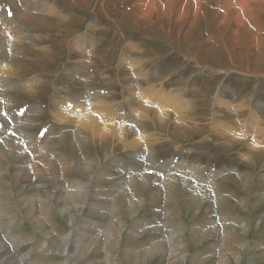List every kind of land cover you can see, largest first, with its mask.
<instances>
[{
	"label": "rangeland",
	"instance_id": "obj_1",
	"mask_svg": "<svg viewBox=\"0 0 264 264\" xmlns=\"http://www.w3.org/2000/svg\"><path fill=\"white\" fill-rule=\"evenodd\" d=\"M167 1L157 0L156 4L163 7ZM184 1L180 3L183 5ZM201 1L205 12L188 9L181 24L175 19L178 11L174 13L171 9L168 17L158 6L162 11L152 12L151 16L159 17L160 22L157 20L149 27L138 21L139 8L145 9L148 0H0V31H7L0 35V43L3 39L10 44L14 39L20 49L16 62L9 61L11 55L7 56L6 65L14 70V75L3 73L1 77L7 81L0 79V88L10 85L4 88L10 107L1 105L4 111L0 109V141L15 138L20 151L30 159L49 152V147L57 152L53 173L47 172L40 179L50 190L43 203L34 199L28 206L25 198L31 193L20 187V178L0 175L2 211L12 219L10 234L26 244L32 264H218L221 257L216 248L224 235L223 229L219 225L216 231L205 230L212 223L202 227L207 221H220L222 216L217 214L220 206L212 203L210 197L198 208L201 201L187 197L191 187L210 189L213 182L226 198H222L223 210L235 219L230 222L233 230L225 242L224 264H264V16H260L255 27L252 25L254 28L248 29L251 20L233 6H227L230 1L243 4L247 0ZM139 3L142 6L136 5ZM260 3L264 0H248L243 7L256 8ZM29 5L31 8H26ZM178 5L176 0L175 9ZM47 7L55 8V12L42 11L46 22L35 20L31 25L25 19L28 10L36 14ZM224 7L228 11L221 16L225 19L231 15L229 23L217 16ZM240 24L250 32L244 40L236 32ZM17 33H22V37L20 34L15 37ZM19 60L22 62L18 64ZM24 81L27 87L22 85ZM96 94L101 95L97 101H106L107 107L95 109L94 117H102L106 110L122 113L126 120L123 127L131 126L132 121L136 126L143 120L146 122L145 137L140 144L124 148L107 133L104 141L96 135L95 142L87 140L82 149L70 145L72 135L59 145V137L71 134L72 127L78 124L76 116L82 118L84 114L79 115V110L70 115L65 104H57L56 99L71 104L81 96L84 100L79 102L85 108L89 104L86 100ZM141 96L157 97L160 103L163 100L160 107L148 105L152 110L144 119L140 117L147 109H143ZM159 111L164 114L160 118L155 115ZM59 112L64 120H58ZM14 117H22V124L18 125L23 131L19 132L15 123L10 128L5 125ZM72 119L75 123L70 122ZM132 127L138 136L140 130ZM45 129L42 136L40 133ZM130 136L133 135L127 134ZM248 138H252L251 142ZM2 154L0 168L12 163V158L5 159ZM85 157L92 159L87 166L89 170H82ZM141 157L144 161L138 165L136 159ZM79 160L81 164H77ZM63 163L67 164L65 170L60 168ZM113 165L116 171L117 165H124L129 170L136 169L132 174H148L149 186L154 183L151 175L160 174L162 179L166 174L185 180L190 187L174 183L176 190L169 200L160 191L147 190L146 186L138 188L142 200L133 207L129 206L130 200H136L137 195L130 191L124 195L117 193L119 209L113 219L121 221V231L113 224L112 240L104 242L98 233L112 220L107 210L117 180L112 174ZM103 169H111V174H101ZM60 181L85 182L87 195L63 202L58 192ZM29 183H34V178ZM61 208L64 210L60 211ZM166 208L169 219L164 227L160 225L165 221ZM145 225L148 228L140 232ZM89 226L93 233H88ZM71 232L73 239L80 240L78 247H62L61 237ZM85 232L90 237L83 236ZM167 233L168 239L160 241L157 252L145 251L153 238L161 239ZM93 235L95 243L90 245ZM6 244L12 251L11 244Z\"/></svg>",
	"mask_w": 264,
	"mask_h": 264
},
{
	"label": "bare ground",
	"instance_id": "obj_2",
	"mask_svg": "<svg viewBox=\"0 0 264 264\" xmlns=\"http://www.w3.org/2000/svg\"><path fill=\"white\" fill-rule=\"evenodd\" d=\"M139 1V0H138ZM156 1L157 0H148V4L146 5V7H144L145 9H143V8H139V11L141 12V15H140V19L138 20V21H140V22H143L144 24H147V25H149V27L150 26H153L155 23H156V21L158 20L159 22H160V18L159 17H152L151 16V13L152 12H160V11H162V10H160V5H157L156 4ZM180 1H183V0H179V5H178V7H177V9H175V7H176V0H168L167 2H165V4H164V6L163 7H161V9H163V12H165V13H163V15H165L166 14V16H167V14H169V16L168 17H170V14H172L170 11H172L171 9H173V11H174V13L176 12V11H178V13L179 14H182V15H177V18H175L176 19V21L177 22H181L180 20H185L184 18L186 17H183L184 15V13H187L188 12V9H190V10H197V12H198V10H203L205 7H204V4H202V1L200 0H194V2L193 3H191V2H189L188 0H186V1H184V3H183V5L180 3ZM204 1V0H203ZM248 1V0H247ZM247 1H245L243 4H237V3H233L232 1H230L232 4H230V2H229V4L227 5L228 6V8L230 7V5L231 6H233L234 8H235V10H237V11H239L240 13H242L243 15H245L246 16V18H247V20H251V21H249L248 23H247V26H248V29H252V27L254 26H256V25H254L255 23H258L259 21H260V16H264V3H260L256 8H253V7H249V6H247V7H243L246 3H247ZM235 2V1H234ZM28 5V4H27ZM136 5H141V3H139V4H136ZM142 6V5H141ZM158 6H160V7H158ZM206 6V5H205ZM26 8H31L30 7V5L29 6H27ZM33 8V7H32ZM46 8V7H45ZM45 8H41L40 9V11L41 12H39V13H34L33 11L31 12L30 10H32V9H30V10H28V12H27V16L24 14V12H23V15H25L26 17H25V19H27V21L28 22H38V21H43V20H45L46 19V17H43V12L42 11H45V12H51V13H53V12H55V8H49V7H47V9H45ZM228 8H226V7H224V11L222 12V13H220V12H218L217 13V16H218V18H222V21L224 22V23H227L228 21H230L231 20V15H228V16H226V18L225 19H223V16H221V14H224V13H227V11H228ZM24 11V10H23ZM259 12V14L257 13V12ZM202 12H205V10H203ZM26 13V12H25ZM196 13V12H195ZM38 14L40 15V16H38ZM203 14V13H202ZM19 15V14H18ZM188 15V14H187ZM48 16V15H47ZM162 16V15H161ZM196 16V15H195ZM194 16V17H195ZM199 16V15H198ZM8 17V16H7ZM61 17V16H60ZM193 17V18H194ZM182 18V19H181ZM216 18V17H215ZM217 18V19H218ZM259 18V19H258ZM24 19V18H23ZM54 19V18H53ZM197 19V18H196ZM207 19V18H206ZM2 20V19H1ZM36 20V21H35ZM16 21V20H15ZM54 21V20H53ZM57 21V20H56ZM55 21V22H56ZM157 21V22H158ZM171 21V20H170ZM193 21V20H192ZM195 21V20H194ZM43 22H46V21H43ZM42 22V23H43ZM176 22V23H177ZM187 22V21H186ZM223 22H222V24H223ZM2 23L4 24V25H8V22H6V21H2ZM41 23V24H42ZM229 23V22H228ZM21 24V23H20ZM32 24H34V23H31V25ZM181 24V23H180ZM30 25V26H31ZM36 25V24H35ZM57 25V24H56ZM60 25V24H59ZM67 25V24H66ZM224 25V24H223ZM253 25V26H252ZM38 26V25H37ZM58 26V25H57ZM145 26V25H144ZM191 26V25H190ZM252 26V27H251ZM5 27V26H4ZM7 27H9V25L7 26ZM11 27V26H10ZM64 27V26H63ZM62 27V28H63ZM67 27V26H66ZM217 27H221L220 25H218ZM228 27V26H227ZM244 26H243V24H240V25H238V31H236L237 32V34L238 35H240L241 36V38L240 39H246V37H247V35H249L250 34V32L246 29V28H243ZM253 27V28H254ZM2 28V27H1ZM167 28V27H166ZM4 29V28H3ZM1 30V29H0ZM5 30V29H4ZM7 30H9L8 28H7ZM179 30V29H178ZM6 31V30H5ZM4 31V32H5ZM10 31V30H9ZM8 31V32H9ZM12 31V30H11ZM187 31H188V29H187ZM231 31H234V30H231ZM3 31H0V35H2L3 33H4ZM28 32V31H27ZM235 32V33H236ZM6 33H7V31H6ZM190 33V32H189ZM9 34V33H8ZM12 34V33H11ZM20 33H17L16 35H15V37H17L18 35H19ZM22 34V33H21ZM20 34V35H21ZM5 35V34H4ZM220 35V34H219ZM223 35V34H222ZM235 35V34H234ZM54 36V35H53ZM21 37H22V35H21ZM20 37V38H21ZM230 37H234V36H231L230 35ZM249 37V36H248ZM5 38V37H4ZM14 38V37H13ZM17 38H19V37H17ZM23 38H24V36H23ZM178 39V38H177ZM220 39H222V38H220ZM238 40H239V38H237ZM13 40V42L12 43H10V44H7V42L8 41H5V40H3L2 39V42L0 43V79H3V80H5V82L7 81V78H2L1 76H4V75H2L3 73H5L6 75L9 73V74H13L14 75V70H11L10 69V66L9 65H6L7 64V56L8 55H11L10 57L8 56V58H9V61H12V60H14L15 62H16V60H18V59H16V58H18V57H16V55L17 54H19L20 53V49H19V47H18V44L15 42L14 43V39H12ZM224 40V39H223ZM251 40V39H250ZM74 41V40H73ZM234 40L232 39V42H233ZM240 41V40H239ZM235 42H236V40H235ZM247 43V42H246ZM131 44V43H130ZM133 44V43H132ZM197 44V43H196ZM13 45H14V48H13ZM37 45V44H36ZM199 45V44H198ZM243 45H245V44H243ZM129 46V45H128ZM176 46V45H175ZM17 47H18V49H17ZM76 47V46H75ZM33 48H35V47H33ZM8 49V50H7ZM27 50V49H26ZM199 50V49H198ZM7 51H9V54H7ZM30 52V51H29ZM39 54H41V53H39ZM78 54H79V52H78ZM46 56L47 55H49V54H45ZM129 55V54H128ZM120 56H122V55H120ZM203 56V55H202ZM51 57H52V55H51ZM125 57V56H124ZM123 57V58H124ZM23 58V57H22ZM21 58V59H22ZM26 58V57H25ZM50 58V57H49ZM122 58V57H121ZM122 58V59H123ZM124 60V59H123ZM128 60H130L129 58H128ZM131 60H133L134 61V59H131ZM141 60V59H140ZM125 61V60H124ZM136 61V60H135ZM143 61V60H142ZM22 61L21 60H19L17 63L19 64V63H21ZM123 62V61H122ZM140 62V61H139ZM138 62V63H139ZM124 63V62H123ZM125 63H127V62H125ZM129 63V62H128ZM137 63V62H136ZM137 63V64H138ZM11 64H13V63H11ZM137 64H135V66L137 65ZM44 65V64H43ZM125 65V64H124ZM3 66H5V67H3ZM23 66V65H22ZM27 66V65H26ZM29 66V65H28ZM131 66V65H130ZM134 66V65H133ZM132 66V67H133ZM33 68V67H32ZM30 69H31V67H30ZM10 71V72H9ZM32 72V71H31ZM20 73H22V72H20ZM16 75V74H15ZM34 80V79H33ZM37 80V79H36ZM31 81V80H30ZM4 82V83H5ZM159 83V82H158ZM26 83H25V81L22 83V85H24V87H27V85H25ZM1 86V85H0ZM7 86H10L9 84H4V88H8ZM131 86V85H130ZM129 86V87H130ZM4 88H0V109L2 110V107H1V105H3V107L4 108H8V107H10V106H8L7 105V103L9 102V100L7 99V98H5L6 97V95H5V92H6V90L4 89ZM28 88L30 89L31 88V84H28ZM27 88V89H28ZM31 95H34L35 96V93H33V94H31ZM8 96V95H7ZM91 97V96H90ZM89 97V98H90ZM101 97V95H95V97H91L90 99H87L86 101H89V104H86L84 107L85 108H83V105H84V103L83 104H81L80 102L82 101V100H84L81 96H80V98H74V101H75V103H71V104H68V103H66L62 98H58V99H56V101L55 102H57V104H60L59 102H63L64 104H65V107L67 108V112L68 113H70V115H72V114H74V113H77L79 110H81L80 112H79V115L80 114H84V116L82 117V118H80L81 117V115H80V117H78V116H76V114H75V116L77 117V120H78V124H76V127L75 128H73L72 127V129H74L73 131H71L70 133L71 134H67V135H65L64 137L63 136H60L59 138H61L60 140H58L59 141V145H61L62 143H63V141L65 140V138H67V136H69V137H71L70 135H72L73 136V143H71L70 145H72V146H78V148L79 149H82L83 147L85 148L86 147V145H87V143L89 142V141H94L95 142V140H96V138H94V136H98V137H100V140H102V141H104L103 140V138H105L106 137V134L107 133H111V135H112V138L114 139V140H117V142H120L123 146H124V148H126V147H130V148H133V147H135V146H137L138 144H140V139H142V138H144L145 137V135H144V133H145V130H144V126H145V124L144 123H146V122H144L143 123V121H141L140 123H141V125L139 126H136L135 124V122H131V126H128V127H123V122H125L126 123V120H125V117L123 116V114L122 113H119V114H116L115 112L114 113H108L106 110H104V112H105V114L102 116V117H100V118H98V116L97 117H94L93 116V114L95 113V109H96V111H98V109L97 108H100V107H107V105H106V101H104V100H101L100 99V101L98 102L97 100H99V98ZM136 97V96H135ZM141 97H143V96H141ZM144 98V100L142 101L143 102V104H144V108L143 109H147V110H145L144 111V114H141V119H144V116H145V118L148 116L147 114V112L150 110V109H148V105H156V108H157V105H159V107H160V104H162L163 103V100L161 101L162 103H160V100H158V98L157 97H154V98H152V96H147V97H143ZM163 99V98H162ZM167 99V98H166ZM8 101V102H7ZM80 101V102H79ZM94 102H97V103H95V105H93L94 104ZM116 103V102H115ZM173 103V102H172ZM108 104V103H107ZM111 104V103H110ZM122 104V103H121ZM184 104V103H183ZM240 104V103H239ZM63 105V104H62ZM178 105V104H177ZM186 105V104H185ZM95 108H94V107ZM116 106V105H115ZM162 106V105H161ZM167 106V105H166ZM169 106H171V105H169ZM168 106V107H169ZM175 106V105H174ZM247 106V105H246ZM90 107H93V108H90ZM119 107H121L120 105H119ZM68 108H70V109H68ZM89 108H90V110H89ZM171 108V107H170ZM179 108V107H178ZM185 108V107H184ZM40 109V108H39ZM38 108H37V112H38V110H39ZM113 109V108H112ZM168 109V108H167ZM16 110V109H15ZM115 110H117V108L115 107ZM122 109L121 108H118V111H121ZM152 110V109H151ZM150 110V111H151ZM171 110V109H170ZM2 111H4V110H2ZM36 111V110H35ZM9 112V111H8ZM177 112V111H176ZM175 112V113H176ZM60 113V112H59ZM58 113V114H59ZM181 113V112H180ZM96 114V113H95ZM101 114V113H100ZM100 114H98V115H100ZM103 114V113H102ZM101 114V115H102ZM113 114H115V116L113 115ZM160 111L159 112H157L155 115H157L159 118H160ZM241 114V113H240ZM242 114H244V113H242ZM56 115V114H55ZM54 115V116H55ZM100 115V116H101ZM154 115V114H153ZM161 115H164V114H161ZM250 115V114H249ZM21 116V115H20ZM27 116V115H26ZM57 116H59L60 118L58 119L59 121H61V120H64L63 119V117L64 116H62V114L60 113V115H57ZM244 116V115H243ZM29 117V116H28ZM27 117V118H28ZM75 117V118H76ZM182 117V116H181ZM231 117V116H230ZM229 117V118H230ZM242 117V116H241ZM250 117H252V116H250ZM15 118V119H14ZM14 118H11V119H8L7 121H6V123H5V125H7L8 126V128H10V125L11 124H13L14 125V123L16 124V127L17 128H19L20 126H21V124H22V117H14ZM16 118H18V119H16ZM26 118V119H27ZM71 118H72V116H71ZM74 117H73V119H75ZM159 118H157V119H159ZM179 118V117H178ZM183 118V117H182ZM244 118V117H243ZM70 120V122H74V120ZM130 119V118H129ZM163 119V118H162ZM184 119V118H183ZM76 120V119H75ZM146 120V119H145ZM57 121V120H56ZM67 120H65V122H66ZM99 121V122H98ZM114 121H115V123H114ZM131 121V120H130ZM162 121V120H161ZM243 121H245V120H243ZM256 121H258V120H256ZM21 122V124L20 125H18V123H20ZM169 122V121H168ZM228 122V121H227ZM75 123V122H74ZM135 123V124H134ZM154 123V122H153ZM162 123V122H161ZM29 124V123H28ZM138 124V123H137ZM155 124V123H154ZM231 124V123H230ZM128 125V124H127ZM2 126H4V125H2ZM26 126H27V124H26ZM132 126H134L135 127V129L136 130H140L139 131V133H138V136L136 135L137 134V132L133 129V127ZM222 126H223V124H221V128H222ZM225 126H226V124H225ZM227 126H228V124H227ZM5 127V126H4ZM213 127V126H212ZM227 128V127H226ZM259 128V127H258ZM257 127H256V129H258ZM3 129V128H2ZM146 129V128H145ZM220 129V128H219ZM225 129V128H224ZM223 129V130H224ZM234 129V128H233ZM144 132H143V131ZM21 131H23V129L20 127L19 128V132H21ZM214 131V130H213ZM221 131V130H220ZM228 131V130H227ZM5 132V131H4ZM18 132V131H17ZM222 132V131H221ZM244 132V131H243ZM216 133V132H215ZM245 133V132H244ZM3 134V133H2ZM10 134V133H9ZM127 134H132L133 136H130V137H127ZM227 134V133H226ZM237 134V133H236ZM136 135V136H135ZM144 135V136H143ZM147 135V134H146ZM149 135V134H148ZM222 135V134H221ZM234 135V134H233ZM260 135V134H259ZM6 136V135H5ZM88 136H90V137H88ZM224 136V135H223ZM245 136V135H244ZM3 137V136H2ZM13 137V136H12ZM109 137V136H108ZM153 137H155V136H153ZM226 137H227V135H226ZM225 137V138H226ZM240 137V136H239ZM251 137H253V136H251ZM260 137V136H259ZM158 138V137H157ZM241 138H242V136H241ZM246 138V137H245ZM245 138H243V139H245ZM250 138V137H249ZM248 138V139H249ZM258 138V137H257ZM4 140H2V141H0V152H3L4 154H2L1 155V157H3V158H5V159H8V158H12V163H10V165L8 166V163L7 164H5L4 165V168H0V175H2L3 173H4V175L5 176H10V177H19L20 179V183H21V185H20V187L22 188V189H28L29 190V192L31 193L30 195H29V197H26L25 198V203L29 206L30 205V203L32 204V201L34 200V199H38V201L40 202V203H43V201H44V199L46 200V198L48 197V195H49V191L46 189L48 186L42 181V180H40L41 179V177H43V175H45L47 172L49 173V175L50 174H52L53 172V167H56L55 165H54V163H55V158L57 157V152H56V150H52V148L51 147H49L50 149V151L49 152H45V153H40L39 155H34L33 157H31V159H30V157L29 156H27V155H25L22 151H20V148L18 147V145H17V143H16V139L15 138H3ZM26 139V138H25ZM98 139V138H97ZM152 139V138H151ZM159 139V138H158ZM248 139H246V140H248ZM252 139V138H251ZM251 139H249L248 141L249 142H251ZM254 139H256V138H254ZM260 139H261V137H260ZM23 140H24V138H23ZM88 140V141H87ZM106 140H107V138H106ZM157 140V139H156ZM155 140V141H156ZM230 140V139H229ZM256 140H258V139H256ZM262 140V139H261ZM264 140V139H263ZM26 141V140H25ZM49 141V140H48ZM47 141V142H48ZM86 141H87V143H86ZM149 141V140H148ZM154 141V140H153ZM232 141V140H231ZM255 141V140H254ZM100 142V141H99ZM150 142H152V140L150 141ZM236 142V141H235ZM52 143V142H51ZM227 143V142H226ZM245 143H247V141H245ZM238 144V143H237ZM34 145V144H33ZM33 145L31 146L32 148H31V150L32 151H34V148H33ZM47 145V144H46ZM234 145V144H233ZM258 145V144H257ZM262 145V144H261ZM21 146V145H20ZM49 146H51V144H50V142H49ZM238 146V145H237ZM254 146V145H253ZM263 146V145H262ZM28 147V146H27ZM252 147V146H251ZM233 148V147H232ZM256 148V147H255ZM254 148V149H255ZM59 150H61V149H59ZM46 151V150H45ZM251 151H253V150H251ZM254 153V152H253ZM61 155V154H60ZM253 155H256V154H253ZM252 155V156H253ZM9 156V157H8ZM62 157V156H61ZM64 157V156H63ZM251 157V156H250ZM249 157V158H250ZM86 158V157H85ZM65 159V158H64ZM91 160L92 159H89L88 157L86 158V160L83 162V164L82 165H84L83 167H82V170H85V169H87V166H88V164H89V162H91ZM137 161V163H138V165H141V163L144 161L143 159H142V157H141V159L139 160L138 158L136 159ZM88 161V162H87ZM71 162H73V161H71ZM61 163V162H60ZM77 164H81V161L79 160V162L77 163ZM103 164V163H102ZM61 165V164H60ZM64 165H66V166H64ZM70 165V164H69ZM72 165V164H71ZM71 165H70V167H71ZM106 165V164H105ZM136 165V164H135ZM7 166V167H6ZM79 166V165H78ZM91 166V165H90ZM89 166V167H90ZM108 166V165H107ZM124 166V165H123ZM123 166H118L117 165V167H118V169H117V171L114 169V165H113V170H112V174L117 178V180H116V186L113 188V192H111L112 194H110L111 196L109 197V200L111 201V207H109L108 209L109 210H107V214L108 215H111L112 217V220H110L109 222H108V224H107V226H105V227H103V228H101L100 229V231H99V233L98 234H100L99 236H98V234H96V236H98V237H100V238H103V241L104 242H110L112 239H111V237H113V230H111V226L114 224L115 225V228H117V230L120 232L121 231V225H122V223H121V221H119V220H117V219H113V218H115L116 217V215H115V213H117L116 211H118V209H119V207H118V205H116V195H118V194H120V195H124V193H128V191H130L131 193H132V195L133 196H136V200H130V204H129V206H134V205H138V204H140L141 203V200L142 199H140V194H139V190H138V188L139 189H141L142 190V187H144V186H146L147 188V190H150V191H153V190H155V191H160V192H162V193H164L165 194V199L166 200H169V199H171L173 196H174V191L176 190V188H175V185H174V183H176L177 185H180V186H182V185H186V187L188 188V184L186 183V181L185 180H177V179H175V178H173V177H168L166 174H165V176L164 177H161L162 179H160V174L159 175H157L156 176V174L155 175H151L152 177H153V184L151 185V186H149V183L147 184V178H148V174H145V173H136V174H132L131 172L132 171H135L136 169H134V170H132V169H130L129 170V167L128 168H126L125 166L123 167ZM66 167H67V164H65V163H63V165H62V167H60V168H62L63 170H65L66 169ZM69 167V168H70ZM139 166H137L136 165V168H138ZM102 168H104V166L102 167ZM107 168H110V167H107ZM62 169H61V171H62ZM90 169V168H89ZM89 169H87V170H89ZM120 169H123L124 171L126 170V172H122L123 170H120ZM128 169V170H127ZM168 169V168H167ZM111 170V169H110ZM110 170L109 171H107V169H103V170H101V174H111V172H110ZM115 170V171H114ZM6 171H8V173L9 174H7L6 173ZM31 171H32V173H31ZM97 171V170H96ZM140 171V170H139ZM164 171V170H163ZM63 172V171H62ZM105 172V173H104ZM130 174H129V173ZM137 172V171H136ZM47 173V174H48ZM62 175V174H61ZM100 175V174H99ZM105 176V175H104ZM107 176V175H106ZM1 177V176H0ZM52 177H54V176H52ZM32 178H34V183H32V184H30L29 182H30V180L32 179ZM57 179V178H56ZM59 179V178H58ZM65 180V179H64ZM78 180H76V182H77ZM61 182V181H60ZM59 183V182H58ZM89 183V182H88ZM65 185H67V188H64V186ZM91 185V184H90ZM111 186V185H110ZM194 186H195V184H194ZM190 187V186H189ZM219 186H218V184L217 185H215L214 184V182L211 184V186H210V189H204V188H202V187H199V188H197V189H193L192 187H191V189H187L188 190V192H187V197H190V199H192L194 202H198V201H201V202H199L200 204H197V207L199 208V207H201L202 206V204H204L205 203V200H207V199H209L210 197L212 198V203H215L217 206H220V210H218L217 209V214H220V216H222V217H220V221H218V222H216V221H213V222H209V221H207V223L206 224H204L203 225V227L202 228H205V227H207V225L208 224H210V223H212L211 225H209L208 226V228H206L205 230H210L211 229V231H216L217 230V227L219 226V225H221V228L223 229V232H224V235H223V237H222V239H221V241H220V243H219V245H218V248H216V249H218V253H219V257H221V259H220V261L218 262V264H224V254H225V251H224V249H225V242H226V240L228 239V238H230V233L232 232V230H233V227L232 226H230V224L232 223V221L233 220H235V219H233L232 217H229V216H227L226 215V212L223 210V207H222V205H223V203H221L222 202V198H224V197H222V191L221 190H219V188H218ZM1 187H0V193L2 192L1 191ZM87 190H88V186H87V184L84 182V183H74V182H72V181H62L61 182V184H60V187H59V189H58V192H59V194L61 195L60 197H63L62 198V201L64 202L65 201V199H74V198H80L81 196H86L87 194ZM27 191V190H26ZM207 191H209L208 193H207ZM57 192V191H56ZM55 192V193H56ZM103 192H104V190H103ZM186 192V191H185ZM3 193V192H2ZM100 193V192H99ZM105 193V192H104ZM118 193V194H117ZM212 193H214V196H212ZM163 194V195H164ZM119 195V196H120ZM231 195V194H230ZM108 196V195H107ZM225 196V195H224ZM227 197V196H226ZM56 198H58V197H56ZM61 199V198H60ZM85 199V198H84ZM114 199H115V201H114ZM225 200H226V198H224ZM1 197H0V264H30L32 261H30V256H28V251H26V244L24 243V242H22L20 239H16L13 235H11L10 234V226H11V221H12V219H10V215L9 216H7V212L4 210V211H2L3 209H2V207H1V204H2V202H1ZM59 200V199H58ZM79 200V199H78ZM48 201V200H47ZM114 201V202H113ZM80 203V202H79ZM41 205V204H40ZM62 205H64L65 206V204H62ZM27 206V207H28ZM80 206H82V205H80ZM30 207H31V205H30ZM42 207V206H41ZM33 209V208H32ZM62 210H64L63 208H61V210L60 211H62ZM105 210V209H104ZM220 211H221V213H220ZM31 213V212H30ZM164 222H165V224H164V222L163 223H161V225L160 226H164V227H167L168 225H167V223H166V220H167V222H168V219H169V213H168V208H166L165 209V211H164ZM34 215V214H33ZM14 217V216H13ZM38 220V219H37ZM237 221V220H236ZM231 222V223H230ZM98 225V224H97ZM156 225V224H155ZM146 226V225H145ZM143 227L142 229H140V232H143V229H146V228H148L147 226L146 227ZM154 226V225H153ZM99 227V226H98ZM134 227V226H133ZM154 227H157V226H154ZM88 229H87V231H88V233L90 232H92L90 229H92L91 228V226H89V227H87ZM150 228V227H149ZM163 228V227H162ZM95 229V228H94ZM134 229V228H133ZM138 229V228H137ZM168 229V228H167ZM77 230V229H76ZM142 230V231H141ZM84 231H86V230H84ZM168 231V230H167ZM134 232V231H133ZM136 232V231H135ZM134 232V233H135ZM84 233V232H83ZM93 233V232H92ZM136 233H138V232H136ZM73 235H74V233H73ZM89 235V237H90V234H86V232H85V234L83 235V236H88ZM168 237H169V235H168V233L166 234V236H163L161 239L159 238V239H157V240H155L153 237V239L151 240L152 241V243H151V245L149 246V247H147L146 249H145V251L146 252H154V251H158V249H159V247H160V241H162V240H167L168 239ZM96 238H95V236L93 235L92 236V239H91V241L89 242V244L91 245L92 243H95V240ZM98 239V238H97ZM89 240V239H88ZM53 241V240H52ZM6 242H8L9 244H11V246L13 247V249H12V251H9V247L7 246V244H6ZM80 242V240L79 241H77L76 239H73V236H72V232L71 233H68L67 235H65V236H63V237H61V246L62 247H64V246H72V247H74V246H77V244ZM85 242V241H84ZM87 242V241H86ZM103 242V243H104ZM223 243H224V245H223ZM46 245V244H45ZM60 245H58V247L60 246ZM88 245V244H87ZM7 246V247H6ZM61 247V248H62ZM78 247V246H77ZM44 248V247H43ZM215 250V249H214ZM209 252H211V251H209ZM150 254V253H149ZM198 255V254H197ZM227 262V261H226ZM32 264V263H31Z\"/></svg>",
	"mask_w": 264,
	"mask_h": 264
},
{
	"label": "snow or ice",
	"instance_id": "obj_3",
	"mask_svg": "<svg viewBox=\"0 0 264 264\" xmlns=\"http://www.w3.org/2000/svg\"><path fill=\"white\" fill-rule=\"evenodd\" d=\"M9 16H11V11L9 10ZM47 130L45 129L44 131H42L40 134L43 136L44 133L46 132Z\"/></svg>",
	"mask_w": 264,
	"mask_h": 264
}]
</instances>
